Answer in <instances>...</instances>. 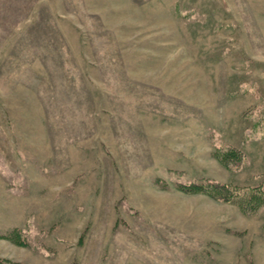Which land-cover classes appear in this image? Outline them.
<instances>
[{"label": "rangeland", "instance_id": "rangeland-1", "mask_svg": "<svg viewBox=\"0 0 264 264\" xmlns=\"http://www.w3.org/2000/svg\"><path fill=\"white\" fill-rule=\"evenodd\" d=\"M248 186L264 0H0V264H264Z\"/></svg>", "mask_w": 264, "mask_h": 264}, {"label": "trees", "instance_id": "trees-1", "mask_svg": "<svg viewBox=\"0 0 264 264\" xmlns=\"http://www.w3.org/2000/svg\"><path fill=\"white\" fill-rule=\"evenodd\" d=\"M218 152H220V150ZM236 152L237 151L235 149H232V150L225 152V155L231 156L233 155V153H236ZM189 187L190 188L192 187L196 190H200L202 192H207L214 196H228V198H231V196H233L232 193H229L231 188L228 185H221L217 183H210V184L201 183L195 186L190 185ZM248 189H249V195L247 197L248 199L246 200L252 206V209L255 208V206L257 205L264 204V189H262L261 187L255 188V187H249V186H248ZM242 201H243V206H244L245 201L243 199ZM15 236H16V233L14 231L5 235V237L12 239V240H15Z\"/></svg>", "mask_w": 264, "mask_h": 264}]
</instances>
